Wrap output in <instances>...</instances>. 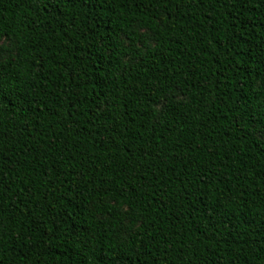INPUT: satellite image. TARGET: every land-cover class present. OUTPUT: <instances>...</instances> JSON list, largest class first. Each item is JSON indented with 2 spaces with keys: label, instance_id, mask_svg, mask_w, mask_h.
Masks as SVG:
<instances>
[{
  "label": "trees",
  "instance_id": "16d2710c",
  "mask_svg": "<svg viewBox=\"0 0 264 264\" xmlns=\"http://www.w3.org/2000/svg\"><path fill=\"white\" fill-rule=\"evenodd\" d=\"M0 264H264V0H0Z\"/></svg>",
  "mask_w": 264,
  "mask_h": 264
}]
</instances>
